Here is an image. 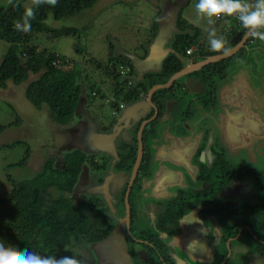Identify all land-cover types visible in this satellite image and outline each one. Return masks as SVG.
I'll use <instances>...</instances> for the list:
<instances>
[{"label": "flooded vegetation", "instance_id": "af4514ba", "mask_svg": "<svg viewBox=\"0 0 264 264\" xmlns=\"http://www.w3.org/2000/svg\"><path fill=\"white\" fill-rule=\"evenodd\" d=\"M197 72L185 78L201 82L203 91L184 88L176 80L161 108L151 101L152 108L136 112L125 125L118 113L109 130L99 127L101 133L94 135L104 137L110 170L99 178L104 170L100 162H90L86 174L81 167L68 198L77 209H102L100 222L110 228L101 241L87 245L95 249V264H264V183L257 170L250 171L259 175L254 177L238 164L246 151L238 148L240 139L248 143V135L257 138L264 127V94L250 90L238 97L231 90L223 95L224 103H218L219 88L207 92ZM187 94L199 98H190L186 109L182 95ZM145 96L124 103L120 111L144 102ZM140 127V159L132 175ZM108 136H113L115 156L108 150ZM80 146L86 148V141ZM128 146L134 149L133 162L119 163ZM117 231L120 239L106 247L102 241Z\"/></svg>", "mask_w": 264, "mask_h": 264}, {"label": "trees", "instance_id": "16d2710c", "mask_svg": "<svg viewBox=\"0 0 264 264\" xmlns=\"http://www.w3.org/2000/svg\"><path fill=\"white\" fill-rule=\"evenodd\" d=\"M98 1L58 0L56 6L41 4L38 7L32 4V0H7L4 5L0 3V42L7 45V50L0 60V89L6 87V82L13 85L28 82L23 91L27 103L36 110L44 109L49 120L55 125H66L78 102H82L81 92L86 80L80 78L81 71L74 62L44 47L43 40L47 41L48 37L72 38L73 53L82 55L85 49L80 41L89 27L55 28L50 21L56 22L63 18L75 17L82 11L91 9ZM188 2L189 0H186V3ZM29 6L35 11V18L31 21V31L27 33L17 31L14 24L23 16L25 7ZM176 14L174 26L178 33L167 40L165 47L169 45L167 48L170 52L161 60L157 70L144 72L137 79V73L130 60L123 55H116L111 47H108L105 62L102 64L96 62L97 68L103 75L113 81L112 94L121 105L143 97L154 85L164 84L184 66V59L190 58L192 62H197L207 56L219 54L207 51L199 41V31L182 22L179 11ZM239 27L238 30H232L223 37L227 41L226 46L233 47L245 34L246 30L243 26L240 24ZM156 31L155 22L152 23L149 39L154 38ZM149 39L147 43L151 42ZM39 40L42 45L38 44ZM255 41L257 40L248 38L244 46L233 56L207 65L196 73L203 81L207 92H213L216 80L221 81L225 77V71L232 59L240 54L241 60L245 57L246 43ZM188 48H193L194 52L186 56L185 51ZM142 54L143 57L137 58L143 59L146 56L144 48ZM125 64L131 75L129 79L121 81L120 73L115 67L118 65V68H121L126 66ZM79 79L82 82L78 84ZM92 89L93 87L89 91ZM168 89L156 90L152 94L151 101L158 108H161L164 99L170 98L171 95H167ZM205 101L209 102L203 100V103H206ZM116 109L119 110L118 106ZM20 122V119L14 118L13 122L0 126V133L5 128L18 126ZM18 145H21V141L15 140L5 147ZM78 152H64L56 165L54 158H47L41 164L39 171L30 179L16 181L6 174L10 190L0 195V239L7 245L19 249L29 247L39 255L59 259L65 255H74L72 247L75 240H82L84 245H90L107 236L110 228H104L103 223L100 222H104L102 209L92 210L86 205L82 209H77L68 198L85 162L84 153ZM28 154L29 150L25 148L21 159L6 168L22 167ZM133 158L134 149L130 146L127 149L125 147L119 156V163L131 164ZM6 168L5 171H8ZM91 216L96 220L93 224H90Z\"/></svg>", "mask_w": 264, "mask_h": 264}, {"label": "rangeland", "instance_id": "374dc122", "mask_svg": "<svg viewBox=\"0 0 264 264\" xmlns=\"http://www.w3.org/2000/svg\"><path fill=\"white\" fill-rule=\"evenodd\" d=\"M2 1H4L0 2L2 5L7 2V0ZM197 2L198 0H189L188 3H186V0H99L91 9L84 10L75 17L63 18L56 22L51 20L50 23L55 28L89 27V30L85 32L82 36L83 39L80 41L81 46L85 49V52L80 56L73 53L72 38L52 39L48 37L47 41L43 40L44 47L68 58L80 69V78L86 80L81 92L82 102H78L70 121L64 126H58L49 120L44 109L36 110L24 99L23 91L28 82L18 85L6 82V87L3 90L0 89V126H6L13 122L14 118L20 119L21 122L18 126L5 128L0 133V195L10 190V185L5 177L6 174L16 181L30 179L39 171L41 164L47 158H54V165H56L62 154L68 151H79L78 153L81 151L84 153L85 162L81 166V173L86 174V170L91 165L90 162L93 164L96 161L97 164L100 162L104 166V170L100 171L99 178L105 175L110 170V163L106 161H109V158L107 154L96 149L95 142H93L96 137L94 135L101 133L99 127L109 130L115 122L114 116H117L118 113L122 115V111L116 109L120 102L112 94L113 81L108 76L103 75L102 71L97 68L96 62L101 64L105 62L108 47H111L116 55L142 57L143 48L145 49L146 44H149L147 41L151 36L152 23H157L158 31L164 18L165 24H162V27H167L169 24L167 22L174 23V16H177L178 11L182 22L199 31V41L210 52L208 41L211 37L209 32L213 28L216 31V38H223L232 30L240 28L238 20L226 16L219 21L213 20L214 23L209 24L208 18L197 14L195 9ZM168 29L171 31L169 35L172 36V33L176 30L175 27H168ZM149 40L152 41V39ZM41 41L39 40L38 44L42 45ZM255 43H259V40ZM251 45L246 43L245 47L250 49ZM167 47L166 49H168ZM6 50L7 45L0 42V60ZM168 50L170 51V49ZM244 55L247 59L248 53ZM240 56L242 57L240 54L237 56L238 58L232 59L230 63L242 62ZM245 64L246 62L243 63V65ZM250 64L252 63L249 61L245 68L248 67L249 71H252L253 68ZM125 65L121 68H118V65L115 67V70L120 73L121 81L129 79L131 75H129L127 64ZM120 80L119 85L121 84ZM178 81L181 82L182 79ZM80 82L82 80L79 79L78 84ZM92 87L93 89L89 91ZM216 89L217 85L215 86ZM113 98L115 99L114 102ZM139 98H142V96ZM190 98L196 102L199 97L194 98L190 94L182 95V99L188 101L184 105L186 109L191 101ZM262 104L264 105V98ZM218 129L221 130L217 127ZM160 131H162L161 127ZM156 132H158V127ZM86 133L92 136L88 139ZM248 138V143H244L245 138L240 139L241 143L238 148H246V151L240 155L242 157L238 164L243 166L244 172H249L254 177L260 175L259 179H262L264 183V127L257 138L250 134ZM15 140L21 141V145L11 148L5 147ZM83 141H86V148L80 146ZM25 148L29 150L25 164L20 168H6V166L15 164L21 159ZM5 168L8 171H5ZM253 170H257L256 172L259 175L250 172ZM93 176V174L87 176L88 183L93 182ZM79 178L81 180L82 176ZM184 195L185 199H189L186 193ZM75 198L78 199L77 196H74ZM118 216L120 217L119 214ZM108 218L111 219L110 214ZM151 232L153 233L152 230ZM153 236L151 235V237ZM72 253L81 257L84 264H95V260L98 258L95 249L93 250L91 247L84 245L82 240L74 241Z\"/></svg>", "mask_w": 264, "mask_h": 264}, {"label": "clouds", "instance_id": "9594fccd", "mask_svg": "<svg viewBox=\"0 0 264 264\" xmlns=\"http://www.w3.org/2000/svg\"><path fill=\"white\" fill-rule=\"evenodd\" d=\"M249 1L250 0H198V2L195 5V9L197 14L208 18L209 24L214 23L215 20L213 21L212 19L213 17L215 18H220L221 16L236 17V19L246 30L245 32L246 37L259 40V43L252 42L250 44L261 45L262 43L260 44V42H264V0H253L252 3H250ZM32 4L37 7L41 4L56 6L58 4V0H32ZM34 18H35L34 8L31 6L25 7L23 16L19 20H17L14 24L15 29L20 32H25V33L30 32L32 27L31 21ZM175 33H178L177 29L172 34ZM209 36L211 37L208 41L211 51L219 53L224 57H228L232 55L233 52L235 51L231 46H226L227 41L224 38L222 37L216 38V31L214 28L209 32ZM188 49L192 50V52L189 54L191 55L194 52V49L193 48H188ZM247 50L248 48H246V55H247ZM189 61L192 62L191 60L188 61L186 60L187 63ZM187 63H185V65ZM231 65L232 64H229V66ZM226 72L227 69L225 71V75ZM118 108L119 110H122V105L121 104L118 105ZM228 114H229L228 117L231 118V113L228 112ZM0 264H84V262L81 257L75 255H71V256L65 255L60 257L59 259L53 256H42L37 254L35 251L30 250L29 247L19 249L7 245L2 239H0Z\"/></svg>", "mask_w": 264, "mask_h": 264}, {"label": "water", "instance_id": "95a60500", "mask_svg": "<svg viewBox=\"0 0 264 264\" xmlns=\"http://www.w3.org/2000/svg\"><path fill=\"white\" fill-rule=\"evenodd\" d=\"M250 3L253 2V0L249 1ZM164 18L162 19L161 22V28L157 31V33H155L154 38L152 39V41L146 45L145 50H146V56L143 59H138L137 56H133V55H128L125 56L128 60H130L131 65L133 67V69L135 70V72L137 73V79L140 77L141 73H144L145 71H155L158 69L159 64L161 62V60L170 52L168 49H166L165 47V42L168 36H170L169 34L171 33V31H169L168 27H173L174 23L172 24L171 22H167L169 23L167 25V27H162V24H165L164 22ZM249 37H246V33L240 38L239 42L233 46L232 48L235 50L233 52L232 55L228 56V57H224L221 54H217V55H213V56H209L206 57L205 59H203L200 62H196V63H192V62H188L186 65H184V67L177 73H174L164 84L162 85H154L152 86L146 93L144 102H137L133 105H130L128 107H126L123 112L122 115L119 117L118 121L122 122L123 120H125V123L127 124V122L129 121L130 118H132V116L143 109H146L148 107H153L152 103H151V96L152 94L156 91V90H162V89H168L176 80L182 79L181 81V85L184 88H189L192 86H197L201 91H203V86L201 82H195V80L193 79H186L185 77L193 72H197L199 70H201L203 67L212 64V63H216L225 59L230 58L231 56H233L239 49H241L245 42L247 41ZM262 43V44H261ZM261 45L264 44V42H260ZM264 46V45H263ZM196 94H198V92H194ZM258 93V92H257ZM260 96V95H259ZM232 116V114H231ZM236 116V115H235ZM237 116H241V113H238ZM222 119V118H221ZM89 120V119H88ZM141 128H139L138 131V152L136 155V160H135V165L133 168V173L132 175H134V172L136 171V167L138 165L139 162V157H140V140H139V134L141 132ZM227 129V128H226ZM99 136L98 139V146H97V150H99L102 153H105L104 151V147H105V140L100 136L97 135V137ZM113 137V136H112ZM112 137L108 136L105 137L107 138L108 141V150L110 149V153L113 154V156H115L114 153V149L112 146ZM102 149V150H100ZM105 187H106V182H105ZM105 196L107 199V206L110 208V205L108 203V197L106 195L107 191L105 189ZM128 214V207L126 205V215ZM120 235L117 232H112L104 241H102V243H104V245L107 247V245H110V242L116 243V240L120 239ZM112 247V246H111Z\"/></svg>", "mask_w": 264, "mask_h": 264}, {"label": "crops", "instance_id": "0c3cea01", "mask_svg": "<svg viewBox=\"0 0 264 264\" xmlns=\"http://www.w3.org/2000/svg\"><path fill=\"white\" fill-rule=\"evenodd\" d=\"M0 2H3L0 0ZM2 5V3H1ZM264 45V44H263ZM259 44H252L251 48L247 50L248 58L246 56L242 59V62L231 63V66H228L225 77L219 82L217 86L220 90L221 95H217L216 101L219 103H224L223 98L230 94L229 91H236L238 97H242L245 92L256 91L259 95L264 94V46ZM250 64L253 68L252 71H249L246 64ZM246 62L245 65L243 63ZM252 72V73H248ZM259 73V74H258ZM222 91V92H221ZM224 95V96H223ZM206 114V113H205ZM215 112L214 117H217ZM221 118V116H220ZM217 120L213 119V126ZM227 130V129H226ZM238 131V130H236Z\"/></svg>", "mask_w": 264, "mask_h": 264}, {"label": "built area", "instance_id": "2783aa9c", "mask_svg": "<svg viewBox=\"0 0 264 264\" xmlns=\"http://www.w3.org/2000/svg\"><path fill=\"white\" fill-rule=\"evenodd\" d=\"M223 17H224V16H221L220 18H215V17H213V20L218 21V20H221ZM226 17H228V16H226ZM228 18L236 19V17H234V16H233V17H228ZM236 20H237V19H236ZM191 52H192V50H191V49H188V50H186L185 54H186V55H189Z\"/></svg>", "mask_w": 264, "mask_h": 264}]
</instances>
